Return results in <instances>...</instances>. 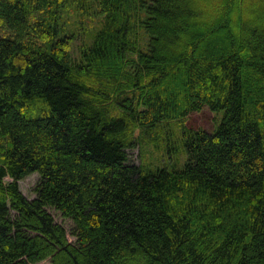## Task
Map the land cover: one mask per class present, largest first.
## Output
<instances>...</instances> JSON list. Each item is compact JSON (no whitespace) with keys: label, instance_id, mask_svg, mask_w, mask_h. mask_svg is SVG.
<instances>
[{"label":"trees","instance_id":"16d2710c","mask_svg":"<svg viewBox=\"0 0 264 264\" xmlns=\"http://www.w3.org/2000/svg\"><path fill=\"white\" fill-rule=\"evenodd\" d=\"M41 262L264 264V0H0V264Z\"/></svg>","mask_w":264,"mask_h":264},{"label":"rangeland","instance_id":"374dc122","mask_svg":"<svg viewBox=\"0 0 264 264\" xmlns=\"http://www.w3.org/2000/svg\"><path fill=\"white\" fill-rule=\"evenodd\" d=\"M184 0H182L183 2ZM84 8L88 7L89 5L84 4ZM72 12L70 14H67L64 16L63 21L66 22V25H64L65 33L70 34L68 31H72L74 34V39L70 44V51L72 52L73 56L76 59H79L80 57V48L89 46L91 44V36L95 34L100 29L99 25V18L92 17L89 13V15L82 17L75 13H78L76 11L75 6L72 7ZM200 19H193V22H198ZM201 20H204L203 18ZM201 26V25H200ZM202 27V26H201ZM138 32V41H140V48H144V42L145 37L144 34L141 31ZM222 115V114H221ZM219 120V116L212 114L210 112H203V113H195L190 117L184 118L182 120L178 121H171L168 122L165 129H163L162 136L165 137L164 141L167 143L168 133L171 131L174 132V140L176 141L178 138V132L180 130L179 124H183L186 129L191 130H205V131H213L215 130L216 123ZM183 121V122H182ZM185 130V129H183ZM173 142V140H172ZM171 145V143H170ZM128 153V159L135 165H139L140 163H144L145 165H149L151 167H155L157 165H165L168 166L170 164H174L173 160L169 158V155H165L162 148H156L153 143H141L140 146H136L135 148L131 150H127ZM181 162V160H178ZM38 175L32 174L27 176L26 178L20 180L18 182V188L20 192L23 194V196L31 200L35 198L36 194L34 192V189L36 187V184L38 182ZM10 178H6V182H10ZM39 264H49L48 262H41Z\"/></svg>","mask_w":264,"mask_h":264}]
</instances>
